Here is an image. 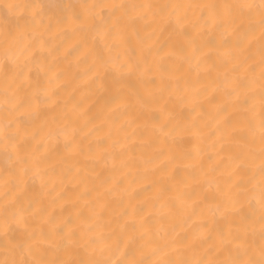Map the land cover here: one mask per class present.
Returning a JSON list of instances; mask_svg holds the SVG:
<instances>
[{
	"label": "bare ground",
	"instance_id": "bare-ground-1",
	"mask_svg": "<svg viewBox=\"0 0 264 264\" xmlns=\"http://www.w3.org/2000/svg\"><path fill=\"white\" fill-rule=\"evenodd\" d=\"M0 264H264V0H0Z\"/></svg>",
	"mask_w": 264,
	"mask_h": 264
}]
</instances>
